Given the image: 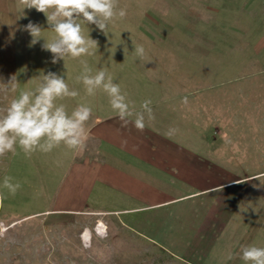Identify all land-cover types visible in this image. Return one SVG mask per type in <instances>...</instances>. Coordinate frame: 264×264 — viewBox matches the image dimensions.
Segmentation results:
<instances>
[{
    "label": "rangeland",
    "instance_id": "obj_1",
    "mask_svg": "<svg viewBox=\"0 0 264 264\" xmlns=\"http://www.w3.org/2000/svg\"><path fill=\"white\" fill-rule=\"evenodd\" d=\"M114 3L126 16L98 17L108 24L106 34L75 17L98 46L53 64L41 47L54 36L45 14L22 11L20 0H0V116L25 91L31 104L51 72L79 93L56 98L54 107L68 116L79 105L92 108L85 132L93 116L116 111L103 84L90 99L83 84L84 76L104 71V82L111 77L120 85L129 109L150 100L148 107L185 127L192 151L203 156L209 190L163 208L137 232L111 222L102 238L92 229L84 242L78 219L26 217L50 206L76 150L61 142L26 156L17 144L15 153L0 156V264H250L242 249L264 247V0ZM30 21L42 28L34 45L24 30ZM141 46L143 58L135 51ZM5 176L20 184L15 196L2 187ZM223 198L225 206L218 203ZM206 214L216 217L207 232Z\"/></svg>",
    "mask_w": 264,
    "mask_h": 264
},
{
    "label": "crops",
    "instance_id": "obj_2",
    "mask_svg": "<svg viewBox=\"0 0 264 264\" xmlns=\"http://www.w3.org/2000/svg\"><path fill=\"white\" fill-rule=\"evenodd\" d=\"M92 100L96 102L95 95ZM149 108L154 119L145 107L130 108L124 117L126 127L117 111L108 109L102 116H93L84 127L86 147L76 149L50 206L26 217L78 219L82 223L81 238L89 236L92 229L102 238L111 230V222L137 232L146 224H154L163 208L207 192V179H202L203 156L192 151L185 127ZM141 115L145 120L143 131L132 123ZM177 127L181 129L177 131ZM170 131L172 134L167 135ZM224 202L223 198L218 203L225 206ZM211 220L206 214L205 232L216 217Z\"/></svg>",
    "mask_w": 264,
    "mask_h": 264
},
{
    "label": "clouds",
    "instance_id": "obj_3",
    "mask_svg": "<svg viewBox=\"0 0 264 264\" xmlns=\"http://www.w3.org/2000/svg\"><path fill=\"white\" fill-rule=\"evenodd\" d=\"M24 9H35L44 13L48 25L52 28L54 36L47 39L42 48L53 54L52 63L65 58L66 55L72 58H79L90 52V49L98 46L96 40L86 38L82 34V28L76 22L75 17L82 16L83 19L106 34L108 24L102 22L98 17H103V21H113L115 18H124L125 9L115 10L114 0H20ZM25 31L32 37L31 43L34 45L40 41L42 28L31 21L25 26ZM136 53L143 58L144 48L136 47ZM44 84L38 88V94L30 104L32 93L25 91L17 99H13L7 108L6 115L0 116V156L6 153H15L17 144L26 156H30L38 147L43 152H50L63 142L69 149L76 150L86 147L83 136V125L92 115V108L79 105L68 116L63 106L54 107V100L58 97L79 95L77 91H70L65 80L49 72L44 77ZM105 72L99 71L94 77L84 76L83 84L89 95L93 90L103 84L104 91L111 98L112 109L116 110L122 126H127L128 122L124 117L129 114V106L125 102L124 95L121 94L119 84L112 83L109 77L105 83ZM16 77L10 78L9 83L15 87ZM187 103V98H184ZM150 100H145L142 107L150 113V119H154ZM137 130L143 131L145 120L143 116H137L132 122ZM171 135V131L166 133ZM42 138H47V143L41 146ZM13 178L5 176L2 187L7 189L9 194L15 196L20 188L19 183H13ZM242 259L250 264H264V247L248 246L242 249Z\"/></svg>",
    "mask_w": 264,
    "mask_h": 264
},
{
    "label": "bare ground",
    "instance_id": "obj_4",
    "mask_svg": "<svg viewBox=\"0 0 264 264\" xmlns=\"http://www.w3.org/2000/svg\"><path fill=\"white\" fill-rule=\"evenodd\" d=\"M100 226H101V225H100ZM86 236H87L86 234L83 235V239H84V241H86Z\"/></svg>",
    "mask_w": 264,
    "mask_h": 264
}]
</instances>
